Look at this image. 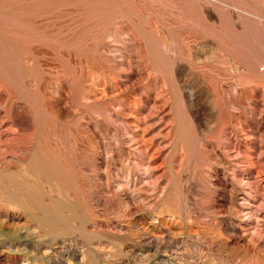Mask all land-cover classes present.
Returning a JSON list of instances; mask_svg holds the SVG:
<instances>
[{
    "label": "rangeland",
    "instance_id": "obj_1",
    "mask_svg": "<svg viewBox=\"0 0 264 264\" xmlns=\"http://www.w3.org/2000/svg\"><path fill=\"white\" fill-rule=\"evenodd\" d=\"M0 264H264V0H0Z\"/></svg>",
    "mask_w": 264,
    "mask_h": 264
},
{
    "label": "bare ground",
    "instance_id": "obj_2",
    "mask_svg": "<svg viewBox=\"0 0 264 264\" xmlns=\"http://www.w3.org/2000/svg\"><path fill=\"white\" fill-rule=\"evenodd\" d=\"M143 132V131H142Z\"/></svg>",
    "mask_w": 264,
    "mask_h": 264
}]
</instances>
